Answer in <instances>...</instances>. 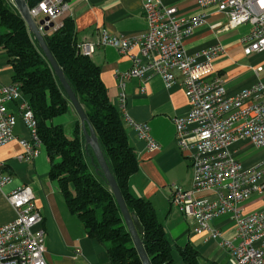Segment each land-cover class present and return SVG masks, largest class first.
<instances>
[{"label":"built area","instance_id":"built-area-1","mask_svg":"<svg viewBox=\"0 0 264 264\" xmlns=\"http://www.w3.org/2000/svg\"><path fill=\"white\" fill-rule=\"evenodd\" d=\"M146 29L140 36L118 37L100 31L93 41L78 43L79 55L91 58L97 46H110L119 54L132 55L131 68L118 83V110L124 122L133 129L149 151L159 149L146 124L132 122L125 112V82L135 78L142 82L157 76L166 88L179 84L188 103L184 117L175 118L174 140L185 153L192 172L191 188H173L171 206L195 225L194 232L215 239L220 236L210 222L228 216L234 225L233 237L224 242L228 264H264V208L243 213L241 206L252 196L264 195V160L243 168L230 146L243 140L257 149L264 148V85L256 83L234 95H227L219 78H210L212 61L222 53L220 46L204 50L199 56H189L183 41L204 22L205 15H180L173 7H164L163 0H141ZM201 11L215 7L227 17L226 30L247 24L249 33L242 38L243 54L249 56L264 51V0H196ZM31 19L43 35V28L56 31L68 11L67 0H40L28 9ZM47 18L42 26L37 19ZM201 58V61L198 60ZM262 68H257L259 73ZM13 104L14 111L7 108ZM20 121L29 140L19 143L24 153L17 157L28 162L38 154L41 143L36 134V121L27 99L16 84H0V147L12 141L14 128ZM0 163V189L10 183L3 175ZM205 193L206 196L196 197ZM15 218L0 226V264H46L45 234L42 217L34 205L28 186H20L6 195Z\"/></svg>","mask_w":264,"mask_h":264},{"label":"crops","instance_id":"crops-1","mask_svg":"<svg viewBox=\"0 0 264 264\" xmlns=\"http://www.w3.org/2000/svg\"><path fill=\"white\" fill-rule=\"evenodd\" d=\"M67 4L64 18L73 20L78 42L93 41L100 31L132 38L142 35L146 29L141 0H67ZM163 6L173 7L187 17L205 15L203 24L183 41V47L189 56H199L214 46L222 48L221 55L212 61L210 78H219L227 95H234L258 82L264 85V51L249 56L243 54L241 40L249 33V25L226 30L227 17L215 7L201 11L196 0H163ZM137 54L138 47L122 55L110 46H97L89 58L99 67L100 80L116 108L121 75L129 71L130 57ZM257 68H262V71L257 73ZM0 84H11V67L1 49ZM125 94L126 115L132 122L146 124L151 138L159 146V149L149 151L133 129L124 124L128 143L138 162L137 172L128 180V191L151 204L157 221L174 247L190 245L198 253V264H228L224 242L234 235L231 219L222 216L212 220L210 227L216 229L220 236L211 239L206 232L196 234L193 222H188L169 202L173 188L187 191L192 182L190 162L185 153L178 150L174 140L173 120L184 117L188 112L179 76L176 74V83L169 88L157 76L145 82L132 78L125 82ZM7 108L14 111L11 103ZM72 121V115L68 114L56 120V125L71 124ZM13 133L15 138L0 147V163L4 164L2 173L10 176V183L0 189V226L15 218L6 195L20 186H28L42 217L46 264H110L105 249L87 236L82 223L68 212L58 185L49 180V162L44 148L40 146L37 156L30 161H19L17 157L24 153L19 142L28 141L29 135L20 121H17ZM230 150L243 168L264 160V148L257 149L243 140H236ZM203 196L206 194L196 195ZM263 208L264 195L252 196L241 206L245 214ZM173 260L174 264H182L176 252H173Z\"/></svg>","mask_w":264,"mask_h":264},{"label":"trees","instance_id":"trees-1","mask_svg":"<svg viewBox=\"0 0 264 264\" xmlns=\"http://www.w3.org/2000/svg\"><path fill=\"white\" fill-rule=\"evenodd\" d=\"M40 0H25L28 9ZM43 40L62 71L86 116L100 150L130 214L136 216L139 238L150 264H174L173 252L182 264H198L190 245L174 247L157 221L151 204L128 191V180L138 170L128 143L124 120L109 100L100 80V69L78 54L71 18L61 20L56 31ZM0 49L11 67V83L19 86L36 121V134L49 162L48 178L58 185L68 212L83 225L87 236L106 251L110 264H142L90 148H84L80 122L25 22L9 0H0ZM71 114L70 133L53 119Z\"/></svg>","mask_w":264,"mask_h":264},{"label":"water","instance_id":"water-1","mask_svg":"<svg viewBox=\"0 0 264 264\" xmlns=\"http://www.w3.org/2000/svg\"><path fill=\"white\" fill-rule=\"evenodd\" d=\"M12 2L14 8L17 10L23 21L25 22V25L27 27V30L29 34L34 38V40L37 42L39 49L43 53L45 59L47 60L50 68L52 69L54 75L56 76L57 80L59 81L60 85L63 88V91L65 92L68 102L70 103L73 111L75 112L81 126V134L84 139V148H90V150L93 153V156L97 163V169L101 171L104 180L106 181V184L110 190V192L113 195V198L117 204V207L119 209V212L121 214V218L123 220V223L127 229L128 234L130 235L131 241L133 243V247L137 252V255L141 261L142 264H150V261L144 251V248L142 246V242L139 238V235L142 233L141 226L136 218L135 215L130 214L126 208V205L124 203V200L120 194V191L114 181V178L112 177L108 166L106 165V162L104 160V157L102 155V152L100 150L97 138L92 130L91 127H88L86 129L85 123H86V116L82 110V107L78 103L75 95L73 94L70 86L68 85L62 71L56 64L54 58L50 54L44 40L43 35L39 32L37 25L35 22L31 19L28 11V7L25 3V0H9ZM47 21V18H43L40 21H38V25L42 26L44 22ZM52 27V24L50 23L49 26H45L43 28L44 32H48L49 28Z\"/></svg>","mask_w":264,"mask_h":264},{"label":"rangeland","instance_id":"rangeland-1","mask_svg":"<svg viewBox=\"0 0 264 264\" xmlns=\"http://www.w3.org/2000/svg\"><path fill=\"white\" fill-rule=\"evenodd\" d=\"M11 3H12V2H11ZM41 17H42V16H39L38 19H40ZM58 119H60V117H58V118H56V119H53V123H54V124H58V123L56 122V120H58ZM63 126H64V128H65L66 133L69 135V133H70V127H71L70 124H66V123H65ZM186 220L188 221V219H186ZM188 222H189V221H188Z\"/></svg>","mask_w":264,"mask_h":264}]
</instances>
